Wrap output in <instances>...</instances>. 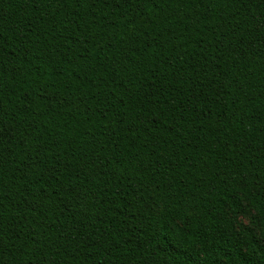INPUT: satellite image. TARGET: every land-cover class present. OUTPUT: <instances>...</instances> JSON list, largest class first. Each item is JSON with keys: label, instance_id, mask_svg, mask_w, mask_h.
I'll return each mask as SVG.
<instances>
[{"label": "trees", "instance_id": "16d2710c", "mask_svg": "<svg viewBox=\"0 0 264 264\" xmlns=\"http://www.w3.org/2000/svg\"><path fill=\"white\" fill-rule=\"evenodd\" d=\"M0 264H264V0H0Z\"/></svg>", "mask_w": 264, "mask_h": 264}, {"label": "rangeland", "instance_id": "374dc122", "mask_svg": "<svg viewBox=\"0 0 264 264\" xmlns=\"http://www.w3.org/2000/svg\"><path fill=\"white\" fill-rule=\"evenodd\" d=\"M244 220V219H243Z\"/></svg>", "mask_w": 264, "mask_h": 264}]
</instances>
